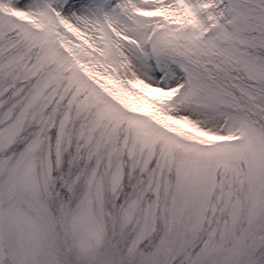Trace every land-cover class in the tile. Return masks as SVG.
Instances as JSON below:
<instances>
[{
    "label": "snow or ice",
    "instance_id": "obj_1",
    "mask_svg": "<svg viewBox=\"0 0 264 264\" xmlns=\"http://www.w3.org/2000/svg\"><path fill=\"white\" fill-rule=\"evenodd\" d=\"M0 264H264V0H0Z\"/></svg>",
    "mask_w": 264,
    "mask_h": 264
}]
</instances>
